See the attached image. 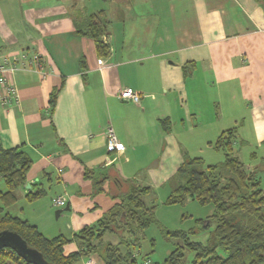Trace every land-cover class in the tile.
Wrapping results in <instances>:
<instances>
[{
  "label": "crops",
  "instance_id": "crops-1",
  "mask_svg": "<svg viewBox=\"0 0 264 264\" xmlns=\"http://www.w3.org/2000/svg\"><path fill=\"white\" fill-rule=\"evenodd\" d=\"M99 10L108 21L106 57L74 27ZM3 58L15 66L7 77L18 100L0 107V148L19 146L31 159L16 201L3 211L47 237L72 238L118 201L108 194L111 180L96 192L85 170L134 179L151 187L154 200L164 199L184 157L216 163L214 140L240 117L264 146V7L258 0H0ZM125 88L139 93L138 104L119 96ZM107 127L123 152L106 151ZM37 190L41 196L29 201L26 194ZM57 194L67 200L54 217ZM104 239L118 242L114 234ZM62 248L64 255L78 250L73 240ZM88 257L103 264L96 255L76 264Z\"/></svg>",
  "mask_w": 264,
  "mask_h": 264
},
{
  "label": "trees",
  "instance_id": "trees-1",
  "mask_svg": "<svg viewBox=\"0 0 264 264\" xmlns=\"http://www.w3.org/2000/svg\"><path fill=\"white\" fill-rule=\"evenodd\" d=\"M258 1L264 7V0ZM74 27L78 35L94 42L99 57L109 55V46L104 40L108 21L103 10L81 18L74 23ZM58 90H52L49 95L50 110ZM235 132L236 127L227 128L213 143L215 149L223 151V161L204 165L200 157L185 156L175 177L170 179L173 186L166 203L196 200L202 205L213 206L205 224L213 220L215 226L205 244L188 240V233L194 230L165 231L169 236L181 238L195 252L190 264H264V187L258 174V171L264 170V159L263 164L248 168L232 155ZM30 164L31 159L19 146L0 148V177L6 187L0 192V211L16 201L14 190L25 184ZM84 175L94 183L96 192L102 191L101 185L106 180H111L114 188L108 194L118 200L94 225L81 227L72 238L63 234L47 237L28 220L4 212L0 216V231L18 233L28 246L38 250L51 264H76L81 257L90 255L98 256L103 264H136V255L140 253L136 249L140 246L144 230L157 222L151 187L119 176H95L88 170ZM41 194L42 190H37L26 194V198L31 201ZM106 234H114L118 242L114 244L104 239ZM71 240L75 241L78 250L64 255L62 247ZM145 256L141 255L144 262L151 264ZM183 258L182 247L176 246L165 257L163 264H186ZM0 264L33 263L18 256L11 248L3 247L0 248Z\"/></svg>",
  "mask_w": 264,
  "mask_h": 264
},
{
  "label": "rangeland",
  "instance_id": "rangeland-1",
  "mask_svg": "<svg viewBox=\"0 0 264 264\" xmlns=\"http://www.w3.org/2000/svg\"><path fill=\"white\" fill-rule=\"evenodd\" d=\"M223 119V126L228 127L227 119ZM245 123V124H244ZM232 127H236L235 132V142L233 145L234 153L232 155L236 156L241 162H243L248 168H253L254 166L261 165L262 159H264V146L253 141V135L249 129L247 120L245 118H239ZM242 138L245 140L243 141ZM215 141V140H214ZM211 154L213 157L219 156L220 158L215 161L220 162L224 159V153L221 149H213ZM197 156L203 157V151H196ZM189 156H195L190 153ZM208 162V161H207ZM204 165H207L206 162ZM261 177V183L264 187V170L258 171ZM160 186V185H159ZM172 183L167 181L164 186L165 189L169 188V191L164 195V199H159L155 197V210L154 216L156 223L150 224L143 233V238L140 242L139 248L136 251L140 252L136 255L137 263L143 264L144 259L141 255L146 254L145 258L151 263L163 264L165 257L176 247L181 246L184 254V262L190 264L193 258L194 251L185 245V242L181 238L174 236H169L165 234L166 230H194L192 233H188L189 241H196L201 243H206L211 230L215 226V221L208 222L205 224L207 216L212 214L213 206L202 205L196 200H187L183 203H166L167 197L170 193ZM6 187L4 186L3 180L0 179V191L3 192ZM0 206L2 202L0 201ZM52 213H55L56 207L52 206ZM210 210V213H208ZM3 214V210L1 211ZM1 216V213H0ZM55 217V214H54Z\"/></svg>",
  "mask_w": 264,
  "mask_h": 264
},
{
  "label": "built area",
  "instance_id": "built-area-1",
  "mask_svg": "<svg viewBox=\"0 0 264 264\" xmlns=\"http://www.w3.org/2000/svg\"><path fill=\"white\" fill-rule=\"evenodd\" d=\"M25 58L24 54L20 56ZM16 58H13V61H16ZM13 64L7 63V58H3L0 62V107H8L13 102L18 100V91L15 85L8 79L7 72L14 69ZM119 96L126 100L131 101L135 104H138L140 101V95L137 91L132 90L131 88L123 89ZM106 151L121 153L125 149V145L117 138L114 131L111 127H107L106 132ZM61 171V170H59ZM67 197L64 194H57L52 197V205L55 207H61L66 203ZM85 264H96L92 257H88ZM144 264H148L147 261Z\"/></svg>",
  "mask_w": 264,
  "mask_h": 264
},
{
  "label": "water",
  "instance_id": "water-1",
  "mask_svg": "<svg viewBox=\"0 0 264 264\" xmlns=\"http://www.w3.org/2000/svg\"><path fill=\"white\" fill-rule=\"evenodd\" d=\"M64 209H68V206L65 205ZM60 209L55 210V216L61 212ZM9 247L16 252L18 256L26 260L27 262L33 264H51L48 263L42 256V254L28 246L25 240L16 232L11 230H1L0 231V248Z\"/></svg>",
  "mask_w": 264,
  "mask_h": 264
}]
</instances>
